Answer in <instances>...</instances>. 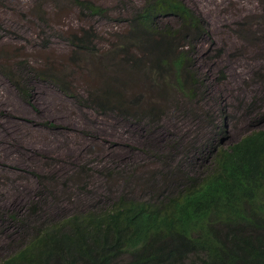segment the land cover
I'll return each instance as SVG.
<instances>
[{"label": "rangeland", "instance_id": "374dc122", "mask_svg": "<svg viewBox=\"0 0 264 264\" xmlns=\"http://www.w3.org/2000/svg\"><path fill=\"white\" fill-rule=\"evenodd\" d=\"M91 1L110 17H83L69 0H0V67L23 61L29 71L48 63L67 75L66 38L90 26L107 48L125 32L120 15L138 0ZM181 1L209 32L198 41L194 61L204 84L193 101L150 93L132 114L151 104V119L81 106L43 81H33L28 104L0 74V262L24 246L32 228L107 206L123 174L181 162L187 148L193 154L210 132L208 122L224 125L217 137L222 148L264 129V118L255 123L264 109V0ZM93 61L86 58L87 69Z\"/></svg>", "mask_w": 264, "mask_h": 264}, {"label": "trees", "instance_id": "16d2710c", "mask_svg": "<svg viewBox=\"0 0 264 264\" xmlns=\"http://www.w3.org/2000/svg\"><path fill=\"white\" fill-rule=\"evenodd\" d=\"M69 1L83 17L111 15L91 0ZM120 16L125 32L107 48L95 26L68 35L67 75L48 63L27 71L23 61L0 74L28 104L33 81H43L81 106L127 120L151 119V104L132 111L152 92L193 101L204 84L194 64L198 41L209 35L204 19L181 0H138ZM86 58L95 60L91 69ZM259 111L255 123L264 118ZM207 126L193 154L187 148L181 162L163 155L172 163L123 174L107 206L32 228L0 264H264V129L222 148L224 125Z\"/></svg>", "mask_w": 264, "mask_h": 264}]
</instances>
